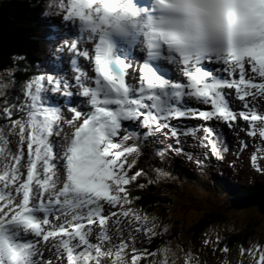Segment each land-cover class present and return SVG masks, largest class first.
Masks as SVG:
<instances>
[{"label": "snow or ice", "instance_id": "6c2138e0", "mask_svg": "<svg viewBox=\"0 0 264 264\" xmlns=\"http://www.w3.org/2000/svg\"><path fill=\"white\" fill-rule=\"evenodd\" d=\"M42 15L69 33L50 57L70 72L17 83L16 57L0 69V264H199L137 205L139 158L163 130L177 154L178 137L205 149L198 166L222 160L215 121L258 138L249 163L264 174V0H45ZM202 245L215 253L221 238ZM239 252L264 264L259 242Z\"/></svg>", "mask_w": 264, "mask_h": 264}, {"label": "trees", "instance_id": "16d2710c", "mask_svg": "<svg viewBox=\"0 0 264 264\" xmlns=\"http://www.w3.org/2000/svg\"><path fill=\"white\" fill-rule=\"evenodd\" d=\"M31 2L33 0H0V68H2V64L8 65L9 58L13 56L14 54H20L22 52H27L30 56H33L37 52V46L35 41V31L32 28L33 22L37 19L36 12L39 10L37 5L28 4V2ZM29 23V28L24 26L26 23ZM34 25V24H33ZM48 26V25H47ZM23 31V32H21ZM21 32V33H20ZM25 40L24 43H21L19 40L16 41V37H21ZM15 37V38H13ZM45 37V36H44ZM218 131L217 133H219ZM220 134V133H219ZM220 139H222L223 136H219ZM174 146V145H173ZM147 156V154H145ZM170 160L173 162V159L179 158L177 157V153L170 152ZM210 162H207V166H211L215 161L214 159L210 158ZM228 163V161H226ZM180 170V169H179ZM228 171L231 169L228 168ZM181 172V170H180ZM227 175V172L223 174V177ZM200 176H203L200 174ZM197 177V176H196ZM206 177V176H203ZM207 178V177H206ZM182 183L189 182L193 184V180L189 179L188 181H184L181 177ZM210 182V179H209ZM207 182V184H209ZM214 186L209 187V189H206L207 193H212L213 191L219 192L220 190L222 192L221 198L222 201H217V204H219L220 208L226 206L227 209H229V200L234 197H241V196H254L258 194L257 192H261L264 190V187L261 189L257 186L256 188L254 186H238L235 185L229 181H227L224 178L217 179L213 181ZM155 189H148L143 188L142 190L136 189L135 196H138L139 199L137 201V205L140 204L142 208L147 212H163L162 214L165 215L166 209H165V202L160 198L157 197L155 194ZM154 191V192H153ZM189 195L186 194V198ZM235 199V198H234ZM167 205H171V199H165ZM215 204V203H213ZM227 209H222L224 211H227ZM224 211H217L216 213L208 212L202 214V219L199 220L197 223L192 224L190 227L186 228L182 233H186L188 240L191 239V241L200 240L201 235L203 234V231H205V227H208L214 223L217 222H224L227 218L225 214L227 212H231L233 210H228L227 212ZM168 217V216H166ZM171 218V216H169ZM168 219V218H167ZM182 223L180 221H177V225L182 229ZM191 231V232H189ZM258 227L255 226L254 222H247L243 224L242 226H238L237 230L235 231H229L225 232V239L222 241L221 246L227 245L228 250L232 251L233 249L239 248L242 245L246 248L250 242H260V240H264V235L259 234ZM223 234V233H222ZM260 239V240H259ZM262 244V243H261ZM264 245V244H262Z\"/></svg>", "mask_w": 264, "mask_h": 264}, {"label": "rangeland", "instance_id": "374dc122", "mask_svg": "<svg viewBox=\"0 0 264 264\" xmlns=\"http://www.w3.org/2000/svg\"><path fill=\"white\" fill-rule=\"evenodd\" d=\"M28 4H31V2L27 1ZM43 8L41 9L42 12ZM37 14V19L35 22H33L32 24V28L34 29L37 39H36V46L37 48H41L43 45V42L41 41V38L43 37V29H40L41 26L39 25V21L42 20L41 15H39V12H36ZM50 17V16H49ZM24 26L29 28V23L27 22ZM45 31L49 32L48 27H46ZM23 32V31H21ZM20 32V33H21ZM15 38V37H13ZM25 38L24 36L21 37H16V41L19 40L20 45L21 43H24L25 40L23 39ZM18 42V41H17ZM18 42V43H19ZM38 51V49H37ZM23 53V52H22ZM20 53V55L22 54ZM17 55V54H14ZM13 55V56H14ZM6 64H2L3 67H5ZM0 68V69H3ZM161 157V156H160ZM159 162H161V160L159 159ZM172 164L176 167L178 165V163H176L175 161L172 162ZM162 172V173H167L168 169H163V170H159L157 167L155 168L154 172ZM221 174H224V172L222 170H220ZM227 174H228V170H226ZM157 174V173H156ZM168 175V173H167ZM167 175H161L158 178L154 179L151 178L152 180H154V183H146V181H148L149 179H144V181H142L141 183H145V188H148V186L151 185L150 188L148 189H153L155 187V190L161 191L158 192L156 191L155 194L157 197H160L164 202V206L166 209V213L165 215H168L170 212H172L175 217L174 219H171L169 217H166L165 215H163V212H158L156 214V216L160 217L161 220L165 222H167L166 224L169 225V236H170V244L175 246L177 245V243H179V240L181 239L182 235L177 234L174 229L178 230L179 232L184 231L186 228L190 227L192 224L197 223L199 220L202 219V214L203 213H208V212H213L216 213L217 211H224L222 209H227L226 206L220 208L219 204H217V201H222V198L220 195H222L221 190L219 192L217 191H213L212 193H207L206 189H209V187H213L214 183L211 181L209 182V178L207 177H201V181L197 180L198 177H195L191 180H193V184L191 183H184L180 185V188L182 189V193L183 194H187L189 195L187 198L185 196L180 197V201H176V199L174 200V204L173 205H167L165 199H168L171 192H168L166 190H164L162 188L163 185L168 184V179H167ZM230 176L232 177H236V178H240V180L246 185L249 180H255L257 179V181L263 182L264 183V178H261V175H257L256 172L252 170H245V173H243V178L240 177V175L235 172V171H230ZM207 182H209V184H207ZM160 189V190H159ZM154 190V191H155ZM153 191V192H154ZM133 194H136V191L133 192ZM257 200H259V198H256ZM251 202V201H250ZM260 203L257 204H252L249 206H245V207H241L238 208L237 207H232L231 204H229V209L228 210H233L231 212H227L226 215V221L222 222H217L214 223L212 226H208L205 227V231H203V237L205 235V233H209L211 234L213 237H215L216 235H219L221 233H225L229 231H235L237 230V227L242 226L243 224L247 223V222H254L255 226L258 227L259 230V234H263L264 235V200L259 201ZM215 203V204H213ZM139 207H142L140 204H138ZM172 206V207H171ZM154 212V211H152ZM168 218V219H167ZM177 221H180L183 225H182V229L176 226L177 225ZM191 232V231H189ZM185 235V234H183ZM260 240V239H259ZM195 243V248H197L198 246H200V242L198 240H194L193 241ZM257 243L252 241L250 242V244H254ZM260 244H264V240H260L259 242ZM189 244V243H187ZM202 245V243H201ZM187 248V247H186ZM189 249V248H187ZM235 252H239V251H235Z\"/></svg>", "mask_w": 264, "mask_h": 264}, {"label": "bare ground", "instance_id": "6f19581e", "mask_svg": "<svg viewBox=\"0 0 264 264\" xmlns=\"http://www.w3.org/2000/svg\"><path fill=\"white\" fill-rule=\"evenodd\" d=\"M76 102H79V101H77L76 100ZM76 105V104H75ZM231 131H233V132H240L239 131V129L238 128H230V129H226V130H221L219 133V136H224V134H227V132H231ZM245 142L247 143V144H249V140H248V138L246 137L245 138ZM173 145H174V141H172L171 142ZM243 151H245L246 150V148H244V149H242ZM170 152H174V151H171V150H169V156H168V158L169 159H171L170 158ZM175 153V152H174ZM177 157H179L178 159L179 160H181L183 157L182 156H180V155H177ZM229 163V162H228ZM196 167H194V169H195ZM231 169V168H230ZM256 196H261L262 198H264V196L263 195H259V194H256V195H254V196H252V197H249L248 199H252V198H254V197H256ZM235 201L237 202V203H240L242 200L241 199H235Z\"/></svg>", "mask_w": 264, "mask_h": 264}, {"label": "water", "instance_id": "95a60500", "mask_svg": "<svg viewBox=\"0 0 264 264\" xmlns=\"http://www.w3.org/2000/svg\"><path fill=\"white\" fill-rule=\"evenodd\" d=\"M252 204H255V203H250L249 205H252ZM231 205H232V207H237L238 206V208L249 206L248 204H240V203H237L236 201H233ZM262 213H264V212H262Z\"/></svg>", "mask_w": 264, "mask_h": 264}]
</instances>
